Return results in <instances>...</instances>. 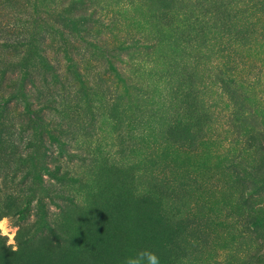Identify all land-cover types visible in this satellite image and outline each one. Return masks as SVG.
I'll return each instance as SVG.
<instances>
[{
    "label": "rangeland",
    "instance_id": "obj_1",
    "mask_svg": "<svg viewBox=\"0 0 264 264\" xmlns=\"http://www.w3.org/2000/svg\"><path fill=\"white\" fill-rule=\"evenodd\" d=\"M175 5L0 0V264H264V34L206 60L210 129L166 135L178 81L142 63Z\"/></svg>",
    "mask_w": 264,
    "mask_h": 264
},
{
    "label": "trees",
    "instance_id": "obj_2",
    "mask_svg": "<svg viewBox=\"0 0 264 264\" xmlns=\"http://www.w3.org/2000/svg\"><path fill=\"white\" fill-rule=\"evenodd\" d=\"M225 1L227 0H177L180 2L179 6L171 7L168 14L165 13L164 16L157 18V21H164L161 25L166 28L169 38L178 43L177 48L172 51L171 57L174 62L171 61L170 66L160 65L158 61L142 63L143 69L150 72L154 79L161 81L165 78V72L175 74V79L178 81L175 89L168 88L166 94L164 91L158 109L153 110L154 114L151 112L152 118L161 114L160 121L163 122L166 135H172L176 130L191 133L187 130L191 125L192 130L196 129L193 133L205 134L210 129V126L206 128L209 115L206 112L208 102L204 92L212 83L206 81V77L201 73V70L205 69L203 66H207L210 62L206 63V60L210 56L217 58L220 49L224 46L235 54L243 44L247 45L256 40L261 32L262 35L264 34V0H240L230 5ZM129 37L137 36L135 37V33L130 31ZM183 45L185 46L183 52L192 48V54L196 56H189L187 60L181 61L183 55L178 49ZM155 47L153 44L152 49L157 51ZM235 63L237 61L232 60L231 64L235 65ZM225 67L228 69L227 65ZM117 74L121 79L123 78L120 72ZM220 76L222 79L216 80L215 84H219L223 94L226 95V82L223 81V75ZM172 81L173 78L170 83ZM257 137L262 141L260 134H257ZM164 181V177L159 175L152 182ZM28 217L29 210L24 208L21 211V219L26 220Z\"/></svg>",
    "mask_w": 264,
    "mask_h": 264
},
{
    "label": "clouds",
    "instance_id": "obj_3",
    "mask_svg": "<svg viewBox=\"0 0 264 264\" xmlns=\"http://www.w3.org/2000/svg\"><path fill=\"white\" fill-rule=\"evenodd\" d=\"M5 224H6V221L0 222V229L4 228L5 227ZM4 234H7V231H5ZM151 260H152V264H157L156 258L154 256L151 257Z\"/></svg>",
    "mask_w": 264,
    "mask_h": 264
}]
</instances>
